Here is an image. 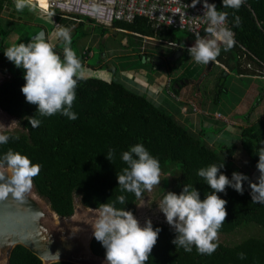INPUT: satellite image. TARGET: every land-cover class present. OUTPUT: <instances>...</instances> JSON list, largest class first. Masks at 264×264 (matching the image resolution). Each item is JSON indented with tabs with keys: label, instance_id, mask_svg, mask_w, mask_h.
Returning a JSON list of instances; mask_svg holds the SVG:
<instances>
[{
	"label": "trees",
	"instance_id": "1",
	"mask_svg": "<svg viewBox=\"0 0 264 264\" xmlns=\"http://www.w3.org/2000/svg\"><path fill=\"white\" fill-rule=\"evenodd\" d=\"M6 3L13 6V13L26 11H17L13 0H0V11L6 7ZM214 3L219 10L227 13L228 23L235 33L234 43L227 50H224L223 44L220 45V54L209 71L205 64L196 75V68L188 66L185 76L175 79L169 90L171 93L168 91L177 99L180 89L186 85V82L180 83L181 79L194 78L198 83V86L194 84V88H199L200 83L208 76L217 73L215 90L218 86L221 89H217L212 98L217 102L221 92H226L225 84L231 75L264 78V0H243L238 9L222 8L221 0H214ZM38 8L40 7L35 9L40 11ZM50 11L58 13L54 8ZM236 16L240 19L238 26L234 24ZM114 27L125 29L129 31V36L141 39L144 35L156 37L160 45L158 48H162L163 41L173 48L181 44V38L177 35L181 30L157 27L144 17H138L133 22L116 21ZM13 29L14 26L4 27L0 21V61L6 65L1 72L9 73L8 78L0 82V109L17 118L20 129L2 130L9 131L11 136L17 138H10L7 144L0 145V153L12 148L27 154L32 162L41 165L39 173L33 177V186L36 193L60 217L74 215L77 197L84 207L99 210L101 203H111L119 195L125 196L126 204L117 202L115 207H125L136 215L138 204L146 197L147 190L137 198L131 192L122 191L117 181V173L126 167L120 158L121 153L136 143H143L159 159L160 173L169 172L173 176L172 181L165 180L160 199L166 191L179 193L185 183L193 184L203 199L211 189L197 176V170L211 163L224 161L221 171L229 178L234 170L249 177V173L240 170L234 163L239 145L219 143V147H215L216 143L212 146L208 143V134L204 128L198 134L195 133L147 95L136 92L122 82L85 77L77 83L76 98L72 105V110L78 114L77 119L69 120L59 113L40 116L36 113V105L28 103L21 92V86L25 83L23 70L3 54L5 40ZM103 30L106 32L109 28L103 26ZM183 32L187 37L188 48L196 37L193 33ZM127 34L124 32L126 37ZM199 34L204 36V29ZM128 45L131 46L130 39ZM90 50L89 47L85 53L89 55ZM153 57H156L154 53L147 55L148 60H153ZM83 58L87 60L84 53ZM157 58L160 60L161 57ZM98 60V67L106 66L117 72V68L109 67L107 63L103 65L101 56ZM161 64L166 65L165 61ZM214 67L217 68L215 71ZM262 95L264 90L257 98L259 102L256 106L261 102ZM31 116L41 121L38 127L33 128L29 124ZM250 117L246 125H239L238 139L246 159L257 169L259 157L256 152L264 138V119L250 121ZM110 149L113 150L112 160L107 157ZM243 186L242 194L229 186H226L225 192L219 193L227 200V215L217 233L230 234L246 226L252 231V235L233 245L227 239L216 238L218 246L215 251L210 255L201 254L196 251L195 246L191 252L176 248L172 243L175 232L171 226L152 222L153 227L159 226L161 231L145 264H264V204L252 203L248 182L245 181ZM90 247L94 254L105 258V248L94 235ZM241 252L245 254L244 259L239 256ZM10 264L44 262L27 247L19 244L12 251ZM49 264L78 263L60 260Z\"/></svg>",
	"mask_w": 264,
	"mask_h": 264
},
{
	"label": "clouds",
	"instance_id": "2",
	"mask_svg": "<svg viewBox=\"0 0 264 264\" xmlns=\"http://www.w3.org/2000/svg\"><path fill=\"white\" fill-rule=\"evenodd\" d=\"M197 2L198 0H192V5ZM13 3L17 11L26 7L31 10L39 6L37 2L31 3V0H13ZM242 3L243 0H221L222 8L238 9ZM203 7L201 16L206 21L205 35L196 33L195 41L187 51L196 63L208 64L210 61L214 62L220 54L221 44L224 45V50L233 45L234 34L225 23V11L219 10L215 3H209V0H203ZM97 24L108 27L109 31L110 28L116 29L114 24ZM234 24H240L238 16L234 18ZM117 29L123 34L129 32ZM70 33V28L58 26L56 36L64 45L62 56L55 51L51 37H46L43 30L31 36L27 42L21 40L3 48L4 56L23 70L25 83L21 86V92L28 103L36 105V113L40 116L59 113L69 120L77 119L78 114L72 110V105L76 98L77 83L85 78V70L70 47ZM124 38L128 37L124 35ZM28 122L36 128L41 121L31 116ZM10 138L17 137L11 136L9 131H0V145L7 144ZM256 153L259 157L256 162L259 171L256 181L235 170L229 178L221 171L224 161L211 163L197 170V176L211 189L203 199L193 184L185 183L179 193L166 191L162 199L157 201L159 210L175 232L172 243L176 248L191 252L195 246L197 252L209 255L215 251L218 246L215 242L217 231L227 215V200L219 195L226 191V186L242 194L244 182L247 181L251 189L252 203L264 204V138L261 139ZM112 155L113 150L110 149L107 157L112 160ZM120 158L126 164V167L117 173L118 185L122 191L131 192L139 198L143 191H151L154 185L160 184L159 159L152 155L143 143L130 145L126 151H122ZM40 167L41 165L32 162L27 154L12 148L0 153V200L11 196L23 201L30 192L33 177L39 173ZM117 202L125 205V196L119 195L111 203H101L96 218L91 223L95 239L105 248L104 264H145L161 229L159 226L153 227L151 219L141 225L130 209L115 207ZM57 217L65 221L72 216ZM239 256L244 259L245 254L241 252Z\"/></svg>",
	"mask_w": 264,
	"mask_h": 264
},
{
	"label": "rangeland",
	"instance_id": "3",
	"mask_svg": "<svg viewBox=\"0 0 264 264\" xmlns=\"http://www.w3.org/2000/svg\"><path fill=\"white\" fill-rule=\"evenodd\" d=\"M31 1L36 4L34 0ZM39 6L43 8L40 4ZM35 8L30 10L26 7L25 13H13V6L6 3V7L0 11V21L4 27L14 26V29L7 36L5 47L21 40L27 42L31 36L43 30L46 37H51V43L55 45V51L62 56L64 45L57 38L56 31L58 25L70 28V47L75 51L84 69L89 65L85 70V77L122 82L131 89H136V92L149 96L157 105L174 115L176 119L190 127L195 133L198 134L204 128L208 134V143L212 146L216 143L215 147H219V143L239 145L234 163L240 170L249 173L250 180H257L259 172L252 162L246 159L243 150L240 148L238 137L239 125L247 124L249 116H251V121H256L259 118L264 119V95L261 97V102L256 106V103L259 102H257V98L264 90V79L257 76L243 75L238 78L231 75L225 84L226 92H221L219 101L215 102L212 99L214 93L217 89H221L218 86L215 90L216 73L201 82L199 88H194L192 84L183 86L177 99L170 94L169 90L172 89L175 79L185 76L186 65L183 61L196 65L194 67L196 68V75L201 70L199 63L190 58L187 51V37L183 31L177 32V35L181 38V44L178 45L179 47L183 45L181 48L185 49V53L179 59H170L177 49L169 46L166 41L161 43L162 48H158L160 45H158L159 42L155 38L144 37L141 39L134 35L129 36L126 32L131 43V46H129L125 42L122 44V40L119 39L118 35L110 31L104 32L102 25L90 22L87 18L80 20L79 17L71 14L59 11L58 13H52L40 8H38L40 11H37ZM32 15L34 16L32 17ZM89 47L93 54L90 56L91 52L89 51V55H87L89 57L84 60L83 53L88 51ZM153 53L155 56L162 57L160 60L165 61V64L169 67L161 64V61H156V57L147 61L146 54ZM105 54L108 56V66L117 68V72L107 69L106 66H97V63H99L98 57L101 56L103 59ZM203 65L201 63V68ZM3 67L5 68L6 65L3 61H0V82L9 76L8 72H1ZM216 69L214 67V71ZM170 81L169 88L167 82L170 83ZM6 129L13 131L20 129L19 122L17 118L11 117L0 110V131ZM160 177V184L154 185L151 191H147L146 197L142 198L138 204L135 216L141 225L147 219H151L152 222L167 223L164 214L157 206V201L160 200L165 180L172 181L173 176L167 172L160 173ZM30 192L32 194L36 192L33 184ZM36 195L50 208L46 200L38 194ZM97 212L98 210H89L84 207L77 197L74 215L65 221H61L63 219L58 217L55 222L51 220L52 228L59 231V229L61 230L64 226L69 225L72 230L75 229L80 232L84 239L88 235L92 237L91 223L95 220ZM252 234L251 230L247 229L246 226H242L230 234L217 233L216 238L220 240L227 239V242L233 245ZM87 259L88 264H104L105 262V258L93 256L92 254L88 255ZM3 262L0 259V264H3Z\"/></svg>",
	"mask_w": 264,
	"mask_h": 264
},
{
	"label": "water",
	"instance_id": "4",
	"mask_svg": "<svg viewBox=\"0 0 264 264\" xmlns=\"http://www.w3.org/2000/svg\"><path fill=\"white\" fill-rule=\"evenodd\" d=\"M110 32L126 42L119 29L110 28ZM177 53H182V50ZM156 61H160L159 58ZM213 64L211 61L207 64V71ZM56 218L57 214L35 193H27L23 201L11 196L0 200V259L4 261L3 264H10L12 251L19 244L39 256L44 264L60 260L88 264V255L98 256L90 247L93 235L84 239L80 232L72 230L69 225L57 231L51 223Z\"/></svg>",
	"mask_w": 264,
	"mask_h": 264
},
{
	"label": "built area",
	"instance_id": "5",
	"mask_svg": "<svg viewBox=\"0 0 264 264\" xmlns=\"http://www.w3.org/2000/svg\"><path fill=\"white\" fill-rule=\"evenodd\" d=\"M34 1L38 3L37 0ZM47 2L48 7H41L42 9L48 11L54 8L59 12L79 17L80 20L87 18L108 26L116 21L133 22L138 17H144L157 27L176 28L193 34L201 32L206 27V21L201 16L204 11L203 0H198L195 5H192V0H47ZM209 3H214V0H209ZM225 23L230 27L228 19ZM233 34L235 40L234 31Z\"/></svg>",
	"mask_w": 264,
	"mask_h": 264
},
{
	"label": "crops",
	"instance_id": "6",
	"mask_svg": "<svg viewBox=\"0 0 264 264\" xmlns=\"http://www.w3.org/2000/svg\"><path fill=\"white\" fill-rule=\"evenodd\" d=\"M37 1H39V4L41 5V6H43V8H47L48 7V2H47V0H37ZM153 25H155V24H153ZM144 36H146V38H149V39H152L151 38V36H147V35H144ZM153 38H155L156 40H157V38L156 37H153ZM122 40V39H121ZM126 44H128V38H126ZM123 40H122V44H123ZM128 46V45H127ZM184 49V48H183ZM91 52V55L90 56H92V51H90ZM85 54V56L88 58L89 56H87L88 55V53H84ZM184 54V53H183ZM182 53H179L178 55L180 56V55H183ZM146 57H147V54H146ZM156 57H160V56H158V55H156ZM107 58H108V56L105 54L104 55V57H103V65H105L106 63L108 64V61H107ZM154 58V57H153ZM162 58V57H161ZM160 58V59H161ZM155 59V58H154ZM156 60V59H155ZM147 61H148V59H147ZM161 62H163V60H160ZM184 63H185V65H186V67H185V69L187 70L188 69V66H193V68L196 66H194V63L193 64H191V63H189V62H187V61H183ZM215 63V62H214ZM109 65V64H108ZM199 67L201 68V63H199ZM205 65V64H204ZM214 65V64H213ZM87 67H89V65L87 66ZM87 67H85L86 69H87ZM169 67V66H168ZM213 67V66H212ZM211 67V68H212ZM222 67H225V66H223L222 65ZM86 69H84V70H86ZM245 76V75H244ZM239 78V77H238ZM254 78H256V77H254ZM258 78H261V79H264V78H262V77H258ZM169 85V82H167V86ZM264 87V86H263ZM135 91H137L136 89H134ZM149 97V96H148ZM150 98V97H149ZM151 99V98H150ZM153 100V99H152ZM251 118V117H250ZM250 121H251V119H250ZM246 125V124H245ZM255 176V175H254Z\"/></svg>",
	"mask_w": 264,
	"mask_h": 264
},
{
	"label": "flooded vegetation",
	"instance_id": "7",
	"mask_svg": "<svg viewBox=\"0 0 264 264\" xmlns=\"http://www.w3.org/2000/svg\"><path fill=\"white\" fill-rule=\"evenodd\" d=\"M176 49L177 50L173 53V56H171L170 59H179V58H181L182 55L179 56L178 53H177L179 50H182V54L185 53V50L183 48H181V47H177ZM176 53H177V56H176ZM183 82H186V85H191V84L194 85V84H196V86H198V83L196 82V80L194 78L185 79V80L181 79L180 83L182 84Z\"/></svg>",
	"mask_w": 264,
	"mask_h": 264
}]
</instances>
